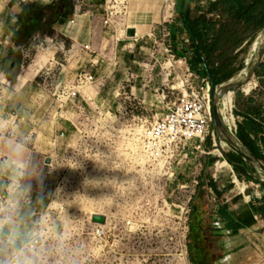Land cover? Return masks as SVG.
Instances as JSON below:
<instances>
[{"label": "rangeland", "instance_id": "rangeland-1", "mask_svg": "<svg viewBox=\"0 0 264 264\" xmlns=\"http://www.w3.org/2000/svg\"><path fill=\"white\" fill-rule=\"evenodd\" d=\"M16 1L20 6L32 5L31 10L39 15L57 0ZM12 2L0 0V23L6 12L21 16L22 9ZM100 3L105 13V0H97L96 4ZM77 6L79 15L93 10L88 0H73V14ZM92 12L100 27V7ZM177 18L176 12L167 46L150 40L149 51L155 55L125 50L122 60L127 65V59L136 60L142 67L138 66L137 79L114 70L120 66L116 52L122 47V33L112 37L108 31L107 44L101 46L99 40L89 48L81 44L73 47L76 42L60 30L48 35L43 22L19 47L14 43L9 47L13 54L18 53L17 68L10 72L15 75L14 82L0 70V121L14 138L23 136L28 141L30 155L44 171L45 189L61 190L58 194L64 204L52 202L43 211L61 221L64 215L71 217L66 228L85 244L86 264H194L190 236L193 228L201 226L193 217L217 188L219 193L232 190L233 195L264 199V183L240 180L238 184L230 183L229 176L221 178L227 170L232 174L233 168L216 162L226 158L231 148L219 143L216 155H206L211 136L206 138L204 154L192 149L187 154L175 153L174 175L167 167L150 173L140 165V140L146 127L162 117L184 86L201 87L202 66L196 63L189 34ZM263 43L264 33L253 59ZM168 46L177 58L187 59L189 72L173 62L165 52ZM40 57L46 66L37 72ZM86 72L94 76V83L75 98L62 97L64 87ZM131 82L138 91L131 93L127 88ZM93 214L105 215L106 225L93 224ZM249 240L247 264H264V227L250 234Z\"/></svg>", "mask_w": 264, "mask_h": 264}, {"label": "crops", "instance_id": "crops-1", "mask_svg": "<svg viewBox=\"0 0 264 264\" xmlns=\"http://www.w3.org/2000/svg\"><path fill=\"white\" fill-rule=\"evenodd\" d=\"M9 1L12 2V0ZM201 1L202 0H198L193 3L192 8L194 12H199L204 7L207 11L206 14L208 21L211 20V22H220L222 20V11L215 8L209 11L208 8L210 6V0H205L204 5H202ZM88 2L89 7L93 8V10H89L91 12L80 15L73 14L66 18L63 23L55 24L53 29L56 32L60 30L59 32L65 37L70 38L73 42L79 43L81 45H95L99 40L100 46L104 43L107 44L109 32L107 27L102 23V19L105 16V13L102 11V4L100 3V5H97V0H88ZM125 3L128 9V25L137 31L138 36L137 38L122 39V47L116 52V58L119 59L120 66L118 69L114 70H116V72L122 73L123 76H126V72H128L137 79L140 76L139 72H137L139 70L138 66L139 68H142L140 67V63L136 60H130L129 58L127 59V65L125 60L122 59L125 57V50L131 52V48L136 49L139 54L145 51L149 52L150 56L155 55V53L149 51L150 48L148 45L151 43L150 40L147 39V35L156 33L154 29L161 20V7L163 0H125ZM16 4L20 6V2H17L16 0L12 2V6H15ZM99 7L100 27H98L96 24L98 19L92 12L98 11ZM19 19L21 20V16L13 17L9 12H6L2 17L0 23V70H2L3 62L12 53V49H10L14 45L12 39L15 32L19 30L21 26V21ZM169 27H171V25H169ZM263 33L264 30L253 33L240 47L234 51H230L229 54L236 55L232 70H238V72L223 84L241 79V77L244 75L245 69L253 61L254 48L257 43H260ZM251 36L254 37L251 44L245 46L251 39ZM159 53L160 52H158V54ZM220 53L221 51L217 52L216 55L219 58V66H223L228 55L224 57L221 56ZM106 54L110 56L108 51ZM156 56L158 59L159 56ZM38 57L39 55H37V58ZM129 57H131V55H129ZM133 57L136 58V55H133ZM263 64L264 58L258 68L262 67ZM38 65L39 68L35 69L37 72L46 66V61L40 57ZM106 72L107 69L104 70V73ZM36 73H34L30 78L35 76ZM29 74L30 73L27 75ZM30 78L28 80H30ZM251 81L252 84L254 82H257L258 84V88L255 89L251 95H238L239 91L241 92L240 87H237L232 91L236 114L240 116L241 121L244 119L245 112L249 106H254L256 102L263 104L264 106V73L260 77H258L255 73ZM23 85L19 87H22ZM127 88H130L131 93L133 92V89L138 91V88L133 85V82L130 84L127 83ZM143 94L147 95V91H144ZM140 95H142V90H140ZM249 97H252L254 101L249 102ZM211 143L212 147L211 149H208V153H206V155H216V152H219V149H216L219 148V145L217 147L213 141ZM229 154H226V158H222L220 161L228 159L227 156H230ZM231 172L232 174H230V172L227 170L224 174H222L221 178L225 180L226 176H229L230 183L238 181L239 184L240 180L242 182H244V180L250 182L244 174L236 172L234 168ZM220 181L223 183V180ZM251 182H258V180L253 179ZM258 183L261 184L260 181ZM222 186L225 188V185ZM218 191L219 190L217 188L216 194L209 197V203L206 204L204 208L200 206L198 207V210L195 211V213H198V216L193 217V220L196 221V224H199L201 227L193 228V231L197 232L204 242L205 254L209 258L208 263L247 264L250 259L249 236L250 234L255 235V232L264 227V199L260 200L257 198H250L246 194L233 195L232 190L221 193ZM229 225L235 228V233L232 228H228Z\"/></svg>", "mask_w": 264, "mask_h": 264}, {"label": "trees", "instance_id": "trees-1", "mask_svg": "<svg viewBox=\"0 0 264 264\" xmlns=\"http://www.w3.org/2000/svg\"><path fill=\"white\" fill-rule=\"evenodd\" d=\"M196 1L198 0H191L188 12V26L192 28L194 38L191 37L188 26L184 22L183 12L186 0H177L176 2V12L179 15L177 22H180L189 34L195 51L196 63L203 66L206 65L216 82L221 85L238 72V70H232L236 55L229 54L230 51L240 47L253 33L264 30V0H210L209 11L213 8L222 11V20L218 23L211 22V20L208 21L207 11L193 15L196 11L194 12L192 5ZM31 8L32 5L21 3V26L13 37V43L17 47L25 39L38 32L36 27L40 22L48 26V35H53V26L57 23H63L66 18L73 14V0H57L45 6L39 15L35 14ZM172 35L175 36V30ZM253 38L251 36L245 46L251 44ZM219 51H221V56L225 57L228 55L223 66H219V58L216 55ZM17 57L18 53H11L2 65V70L12 82H14L15 75L12 76L10 73L12 71L11 66L12 64H18L16 61ZM263 73L264 64L256 70L258 77ZM238 95L242 96L243 93L239 91ZM248 101L253 102L254 99L249 97ZM212 129L215 130L213 125ZM236 136L246 149L264 161L263 104L256 102L254 106L248 107L244 119L238 123ZM217 138L218 140L220 139L218 136ZM211 142V137H209L206 144L207 149H211ZM229 155L227 158L234 170L244 174L248 181L251 182L261 175L258 169L254 168L232 149ZM228 228H232L235 233V228L231 225ZM190 253L194 264L208 263L209 258L205 254L204 242L200 235L193 230L190 236Z\"/></svg>", "mask_w": 264, "mask_h": 264}, {"label": "clouds", "instance_id": "clouds-1", "mask_svg": "<svg viewBox=\"0 0 264 264\" xmlns=\"http://www.w3.org/2000/svg\"><path fill=\"white\" fill-rule=\"evenodd\" d=\"M44 182L28 141L0 121V264H86L85 244L66 228L71 217L43 211L65 201Z\"/></svg>", "mask_w": 264, "mask_h": 264}, {"label": "built area", "instance_id": "built-area-1", "mask_svg": "<svg viewBox=\"0 0 264 264\" xmlns=\"http://www.w3.org/2000/svg\"><path fill=\"white\" fill-rule=\"evenodd\" d=\"M204 5L205 0L201 1ZM79 6L75 7V14H77ZM206 11L203 7L199 12ZM176 19V0H163L161 7V20L156 25L154 31L147 35V39H153L154 43L160 46H167V41H170L171 25ZM102 23L107 27L109 32H112V37L122 33L126 36V31L130 26L128 25V9L125 0H105V16ZM138 34L136 31L137 38ZM170 43V42H169ZM79 43L73 44L79 46ZM258 43L256 44V46ZM256 46L254 51H256ZM166 47L165 52L168 53L175 64H179V68L186 67L189 72L190 67L185 57L177 58L172 54V50ZM89 48V45L86 46ZM202 66L200 75L201 87L184 86V90L175 100V102L168 107L167 111L161 118L157 119L154 124L148 125L143 132L140 140V149L143 155H140V165L152 172L155 168L167 167L174 175L175 170L172 166V158L177 151L186 154L190 149L204 154L203 149L206 138L211 136L213 143L218 147V144L228 146L221 139L218 140L215 130L212 129L213 113H212V97H211V83L206 75L205 66ZM95 79L91 73L77 75L75 81L70 83L69 87H64L62 90V97L66 96L68 99L75 98L81 94V90L94 83ZM258 88L257 82L241 86V92L245 96ZM220 113L223 121L229 131L236 136L238 130V123L241 121L240 116L236 114L233 92L226 94L220 101ZM218 142V143H217ZM206 154V153H205ZM187 156V155H185ZM216 163H226L229 167L227 159L224 161L218 160ZM197 184V181H194ZM186 212L185 215H188Z\"/></svg>", "mask_w": 264, "mask_h": 264}, {"label": "water", "instance_id": "water-1", "mask_svg": "<svg viewBox=\"0 0 264 264\" xmlns=\"http://www.w3.org/2000/svg\"><path fill=\"white\" fill-rule=\"evenodd\" d=\"M191 0H186L184 6V22L188 26V12L190 9ZM189 33L192 38H194V33L191 27L188 26ZM126 36L128 38H133L136 36V30L133 27H130L126 31ZM197 46V44H196ZM264 58V43L255 58L253 59L252 63L247 66L244 71V75L241 79L236 81H231L229 83L219 85L214 77L211 74L210 69L205 65L206 75L208 76L210 83H211V97H212V113H213V126L215 128L216 135L224 141L233 151L238 153L243 157V159L249 162L254 168L258 169L260 172V176H257V180L261 183H264V161L259 159L253 153H251L248 149H246L237 136L233 135L229 129L226 127L223 118L220 113L219 105L221 99L232 92L235 88L244 86L248 84L253 76L256 73L260 63ZM48 162V161H47ZM93 224L98 226H104L106 224V216L101 214H93L91 217Z\"/></svg>", "mask_w": 264, "mask_h": 264}, {"label": "flooded vegetation", "instance_id": "flooded-vegetation-1", "mask_svg": "<svg viewBox=\"0 0 264 264\" xmlns=\"http://www.w3.org/2000/svg\"><path fill=\"white\" fill-rule=\"evenodd\" d=\"M12 70L16 69L17 68V65L16 64H12Z\"/></svg>", "mask_w": 264, "mask_h": 264}, {"label": "bare ground", "instance_id": "bare-ground-1", "mask_svg": "<svg viewBox=\"0 0 264 264\" xmlns=\"http://www.w3.org/2000/svg\"><path fill=\"white\" fill-rule=\"evenodd\" d=\"M249 61H250V60H249ZM222 166H224V165H222ZM104 216H105V215H104ZM106 223H107V218H106ZM105 225H106V224H105ZM105 225H104V226H105ZM101 227H102V226H101Z\"/></svg>", "mask_w": 264, "mask_h": 264}]
</instances>
